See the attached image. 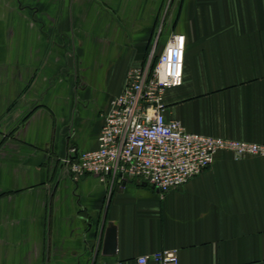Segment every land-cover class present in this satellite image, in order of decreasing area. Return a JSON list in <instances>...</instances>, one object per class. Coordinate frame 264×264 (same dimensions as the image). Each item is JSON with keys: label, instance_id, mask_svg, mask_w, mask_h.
<instances>
[{"label": "crops", "instance_id": "crops-1", "mask_svg": "<svg viewBox=\"0 0 264 264\" xmlns=\"http://www.w3.org/2000/svg\"><path fill=\"white\" fill-rule=\"evenodd\" d=\"M186 37L166 116L264 144V0H0V264H264V158L226 151L185 186L74 180L128 72ZM117 231L114 254L106 230Z\"/></svg>", "mask_w": 264, "mask_h": 264}, {"label": "built area", "instance_id": "built-area-1", "mask_svg": "<svg viewBox=\"0 0 264 264\" xmlns=\"http://www.w3.org/2000/svg\"><path fill=\"white\" fill-rule=\"evenodd\" d=\"M186 37L173 34L161 53L152 52L147 64L132 68L122 93L110 103L98 147L78 152L70 148L63 169L74 179L95 176L114 187L140 181L161 196L185 186L226 151L235 159L264 158V144L191 133L166 116L165 95L184 82ZM158 60L151 69L155 56ZM176 249L136 258L135 264H179Z\"/></svg>", "mask_w": 264, "mask_h": 264}, {"label": "water", "instance_id": "water-1", "mask_svg": "<svg viewBox=\"0 0 264 264\" xmlns=\"http://www.w3.org/2000/svg\"><path fill=\"white\" fill-rule=\"evenodd\" d=\"M117 231L116 228L112 225L106 230L105 241H104V253L105 254H114L116 252L117 246Z\"/></svg>", "mask_w": 264, "mask_h": 264}, {"label": "trees", "instance_id": "trees-1", "mask_svg": "<svg viewBox=\"0 0 264 264\" xmlns=\"http://www.w3.org/2000/svg\"><path fill=\"white\" fill-rule=\"evenodd\" d=\"M157 60H158V56L156 55L153 60H152V64H151V69L153 70L154 67L156 66V63H157Z\"/></svg>", "mask_w": 264, "mask_h": 264}]
</instances>
